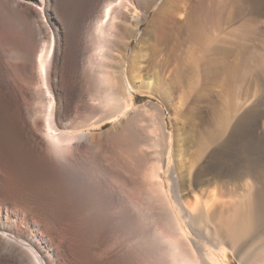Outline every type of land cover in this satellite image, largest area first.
<instances>
[{
	"label": "bare ground",
	"instance_id": "obj_1",
	"mask_svg": "<svg viewBox=\"0 0 264 264\" xmlns=\"http://www.w3.org/2000/svg\"><path fill=\"white\" fill-rule=\"evenodd\" d=\"M212 1L201 0L198 6L205 29L213 27ZM155 2L0 0V28L13 26L21 34L15 46L0 43V81L17 100H31L17 105L25 145L16 138L15 147L24 156L20 169L26 191L15 199L0 200V264H72L66 242L74 228L81 231L84 258L103 252L113 264H232V260L264 264V162L241 135L253 107L233 125L228 114L218 120L200 115V125L214 127H205L191 159L187 141L174 140L171 151L169 139L167 177L158 172L163 168L159 169L163 150L156 149L158 165L147 176L150 190L144 194V204L131 196L132 181L117 164L110 137L123 133L139 108L130 91L148 92L136 82L162 70L159 55L171 69L178 65L174 52L185 35L175 18L184 10L180 0H164L125 63L128 40ZM250 2L256 12L261 0ZM238 28L250 37L249 23L240 22ZM208 36V44L203 45L202 39L197 47L216 53L214 63L225 65L227 53L209 44L216 35ZM240 54L231 59V76L225 79L233 82L246 76L239 75L246 65ZM204 57L198 65L212 67L213 60ZM19 81L27 91L20 90ZM75 88L77 102L71 106ZM40 101L41 109L36 107ZM148 105L155 112L152 119L160 120L159 105ZM72 107L80 118L72 115ZM93 118L96 121L91 122ZM118 119L119 124L95 131L104 120ZM209 175H226L230 181L215 183L210 192L214 179ZM188 191L199 193L193 200ZM58 208L65 210L69 233L56 226ZM156 221L162 222L167 236L157 231ZM126 233L136 244L121 240Z\"/></svg>",
	"mask_w": 264,
	"mask_h": 264
},
{
	"label": "rangeland",
	"instance_id": "obj_2",
	"mask_svg": "<svg viewBox=\"0 0 264 264\" xmlns=\"http://www.w3.org/2000/svg\"><path fill=\"white\" fill-rule=\"evenodd\" d=\"M180 1L184 10H180L175 18L184 27L183 34L185 35H182L183 37L181 36L178 41L179 43L180 40L182 41L181 46L178 43L177 49L175 47L174 53L177 59L175 63L178 65L175 69H171V66H166L167 59L163 60L160 55L158 56V59H160L158 62L159 71L161 68L162 70L153 74V77L144 75L143 81L138 79L136 84L140 85L142 90L148 89V92L130 91L134 105L139 106V108L136 109V113H132L124 132L111 136L112 140H109L114 143V150L118 156L117 164L122 167V170L132 181L131 185L135 186L131 187L130 194L139 204L146 203L144 194L150 190L147 189L149 187L146 182L147 176L158 165V162H155L157 161L156 151L158 149L163 150L159 169L163 168L158 172H164L165 177H167L168 171L165 168V160L169 139L171 151L174 148V140H178L179 143L187 141L185 143L186 148H188L187 151H189L187 155H190V159L194 157L197 147L196 140H199L200 135L202 137L205 127H214V125H206V123L200 125L198 121L203 116L218 120L221 116L228 114L230 124L233 125L239 116L253 107L254 110L248 114L242 127L241 135L246 138L247 142L250 141L255 146L257 159L264 162V0H261L256 12L251 11L250 1L252 0H213V27L208 29H205V23L201 22L200 17H198V6L201 0ZM163 2L164 0H156L148 11H145L147 17L141 21L139 28L132 23L133 29L137 28V31L128 40L125 63L131 58L141 33L150 19L156 15V10L162 6ZM165 10L166 8L162 12ZM243 21L249 23V29L247 30L251 33L250 37L243 36L245 31L238 28V24ZM208 33L210 35L212 33L217 37L214 36L213 41L209 44L215 45L217 51L225 50V53H227L225 65L217 66V63H214L216 53L207 54L206 47L202 50L197 47L202 39L203 45L208 44L211 38ZM0 39H2L0 43L3 41L2 44L12 47L21 42V34L13 26L3 27L0 28ZM238 52L241 53V59L246 61L245 68L239 72V75L243 74L244 76L245 74L246 76L232 82L227 79L230 75L228 67L231 59ZM91 54H93V51H91ZM202 57L204 59L211 58L213 60L212 67L198 65ZM19 85L20 90L24 92L28 90L20 81ZM77 93V88L70 93L71 106L77 102ZM149 102L159 105L161 109L160 120L157 117L152 119L155 116L151 115L155 112L150 109ZM29 103H31L29 98L22 99L20 97L17 100L13 91L0 81V167H3L2 172H0V200L15 199L20 194H25L26 191L25 178L20 169L24 156L17 150L15 144L16 138L21 139L20 143L22 145L25 143L17 116V105H28ZM38 103L40 105L36 104L37 108L44 106V102L42 104L41 101ZM143 108H145V111ZM72 109V115L75 114L80 118V112L76 113L73 107ZM154 120L157 122H154ZM90 121L94 122L96 119L93 118ZM104 122L100 129L95 130L96 132H103L114 124H119V119L115 122L109 120H104ZM40 124H43L42 117H40ZM185 135L189 138V141L185 140L187 138ZM27 146L30 149L29 145ZM213 147V145L209 146L206 151H210ZM189 162L187 160L185 161L186 164L183 163V167H185L183 173L187 171L186 168ZM209 176L214 179L213 184L208 187L210 192H214L216 184L230 181V178L226 175H222L220 178ZM240 191L238 190V193L242 192ZM196 193L199 192L188 191V198L193 199L197 195ZM56 210L54 215V219H57L55 221L56 226L59 230L69 233L70 230H66V224L64 225L65 220L67 222L64 208ZM156 225L157 231L164 235L166 231L162 226V222L156 221ZM74 231L75 233L72 232L71 234L72 238H69V241L72 242H66V250L71 257L72 264H113L111 256L103 252L93 259L88 256L84 258L80 253L81 231L77 228H74ZM164 236H167V234ZM121 240L126 241L125 243L136 244L132 242L131 233H126ZM138 244L140 245V243ZM231 262L232 264H239L236 260Z\"/></svg>",
	"mask_w": 264,
	"mask_h": 264
}]
</instances>
